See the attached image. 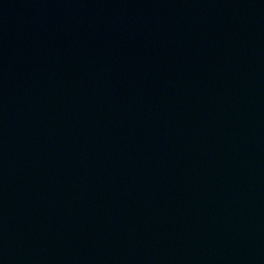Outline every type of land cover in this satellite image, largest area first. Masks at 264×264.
Segmentation results:
<instances>
[{
	"label": "water",
	"instance_id": "obj_1",
	"mask_svg": "<svg viewBox=\"0 0 264 264\" xmlns=\"http://www.w3.org/2000/svg\"><path fill=\"white\" fill-rule=\"evenodd\" d=\"M0 264H264V0H0Z\"/></svg>",
	"mask_w": 264,
	"mask_h": 264
}]
</instances>
